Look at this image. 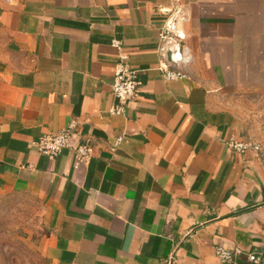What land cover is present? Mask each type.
I'll return each instance as SVG.
<instances>
[{"label": "crops", "instance_id": "1", "mask_svg": "<svg viewBox=\"0 0 264 264\" xmlns=\"http://www.w3.org/2000/svg\"><path fill=\"white\" fill-rule=\"evenodd\" d=\"M171 22L193 60L168 81ZM121 54L142 83L113 115ZM71 122L92 148L78 168L36 146ZM14 197L40 204L23 264H264V0H0V203Z\"/></svg>", "mask_w": 264, "mask_h": 264}, {"label": "built area", "instance_id": "2", "mask_svg": "<svg viewBox=\"0 0 264 264\" xmlns=\"http://www.w3.org/2000/svg\"><path fill=\"white\" fill-rule=\"evenodd\" d=\"M160 40L162 59L159 61L157 69L161 71L163 78L168 81L186 78L185 67L191 64L193 56L184 42V34L171 22L161 32ZM116 44L119 46L120 42H116ZM141 83L139 69L128 62L127 55L121 54L115 67L112 84L116 104L110 107L109 112L113 115L123 114L130 102L138 96ZM76 127V123L71 122L67 128L59 132L44 134L36 142L38 151L53 159L63 150L73 149L75 167L78 168L82 163L89 162L92 157V148L89 143L79 141L80 136ZM123 140V136H117L112 144V149L116 150ZM231 146L239 151H244L253 145L246 142H231ZM216 254L222 262H236L242 251L240 249L230 250L219 245L216 247ZM248 259L252 264H262L263 255L249 253Z\"/></svg>", "mask_w": 264, "mask_h": 264}, {"label": "rangeland", "instance_id": "3", "mask_svg": "<svg viewBox=\"0 0 264 264\" xmlns=\"http://www.w3.org/2000/svg\"><path fill=\"white\" fill-rule=\"evenodd\" d=\"M40 204L31 198H11L0 203V245L5 251L3 264H23L27 254L29 229L39 222Z\"/></svg>", "mask_w": 264, "mask_h": 264}]
</instances>
